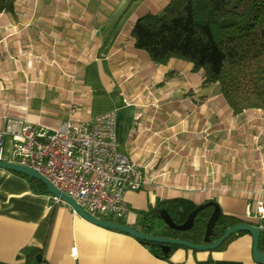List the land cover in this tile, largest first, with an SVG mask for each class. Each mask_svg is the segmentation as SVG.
<instances>
[{"label": "crops", "instance_id": "0c3cea01", "mask_svg": "<svg viewBox=\"0 0 264 264\" xmlns=\"http://www.w3.org/2000/svg\"><path fill=\"white\" fill-rule=\"evenodd\" d=\"M171 0H15L0 14V131L8 122L58 128L116 111L118 150L146 169L147 185L126 192L122 224L140 229V213L164 199L201 205L264 228V111L232 115L217 85L202 86L188 62L153 63L136 50L132 28L160 15ZM11 137L5 139L10 147ZM209 163V164H208ZM51 194H34L26 179L0 168V264H259L252 237L222 250L177 249L155 258L134 238L95 226ZM262 208V216L257 208ZM159 234L163 225L157 227Z\"/></svg>", "mask_w": 264, "mask_h": 264}, {"label": "trees", "instance_id": "16d2710c", "mask_svg": "<svg viewBox=\"0 0 264 264\" xmlns=\"http://www.w3.org/2000/svg\"><path fill=\"white\" fill-rule=\"evenodd\" d=\"M14 3L15 0H0V14L13 13ZM131 38L134 48L146 53L155 64L166 65L171 59L190 63L194 72H201L202 86H218L232 115L250 109L264 111V0H171L160 15L146 14L137 19ZM14 174L26 179L34 194H49L39 181ZM207 202L218 205L215 200L203 204ZM197 206L185 198L158 201L140 213L142 225L138 230L202 245L216 241L230 227L249 223L219 210L208 230L215 212V207L209 205L197 213L187 230L176 231L164 225L159 234H154L162 213L170 223L180 226ZM50 231V224L39 225L36 236L44 238V246L31 250L26 264H38L36 255L44 254ZM243 234L248 233L231 235L215 250H222ZM137 241L163 261H169L175 250L186 249ZM259 249L264 253V231L260 233Z\"/></svg>", "mask_w": 264, "mask_h": 264}, {"label": "built area", "instance_id": "2783aa9c", "mask_svg": "<svg viewBox=\"0 0 264 264\" xmlns=\"http://www.w3.org/2000/svg\"><path fill=\"white\" fill-rule=\"evenodd\" d=\"M76 111L71 102L67 119L56 129L8 122L0 131V162L32 169L91 217L118 222L128 215L125 193L147 185L146 169L118 150L115 110L81 123L73 121ZM257 214L263 217L261 207Z\"/></svg>", "mask_w": 264, "mask_h": 264}, {"label": "water", "instance_id": "95a60500", "mask_svg": "<svg viewBox=\"0 0 264 264\" xmlns=\"http://www.w3.org/2000/svg\"><path fill=\"white\" fill-rule=\"evenodd\" d=\"M0 168L4 170L11 171L13 173L21 174L28 179H35L42 183L49 194H51L54 197L59 198L61 201H63L65 204H67L78 216H80L85 221L98 226L100 228L108 229L111 231H116L125 235H128L136 240H139L141 242H149V243H159V244H165V245H176L180 247H184L188 250L193 251H199V252H206V251H214L217 249L225 240H227L231 235L236 234L238 232H246L252 237V257L253 259L259 263L264 264V253H262L259 249V239H260V233L264 231V228L254 226L250 223H243L239 225H235L233 227L228 228L216 241L210 243V244H202V245H195L190 242L179 240V239H168L161 237L159 235H149L143 231H140L138 229H135L127 224H122L114 221H106V220H100L94 217H91L88 215L82 208H80L74 200H72L69 196L66 194L60 192L57 188H55L45 177H43L41 174L33 171L32 169H29L27 167H23L17 164H10L5 162H0ZM213 205L215 207V212L212 215L209 223H208V230L211 228L212 223L214 221V218L216 214L219 212L220 208L218 205H216L213 202H207L205 204L198 205L187 217L184 224L180 226H176L172 223H170L167 219V217L162 213L161 214V220L163 221L164 225L170 227L171 229H174L176 231H185L189 228V226L192 224L195 216L197 213L209 206ZM36 261L41 262L42 256L36 255Z\"/></svg>", "mask_w": 264, "mask_h": 264}, {"label": "rangeland", "instance_id": "374dc122", "mask_svg": "<svg viewBox=\"0 0 264 264\" xmlns=\"http://www.w3.org/2000/svg\"><path fill=\"white\" fill-rule=\"evenodd\" d=\"M208 164H209V163H208ZM123 220H124V219H117L118 222H124ZM163 224H164L163 221L158 220L157 227H160V226L163 225Z\"/></svg>", "mask_w": 264, "mask_h": 264}]
</instances>
